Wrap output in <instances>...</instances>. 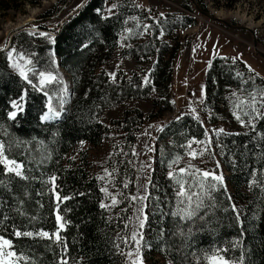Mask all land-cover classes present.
Wrapping results in <instances>:
<instances>
[{
    "label": "trees",
    "instance_id": "trees-1",
    "mask_svg": "<svg viewBox=\"0 0 264 264\" xmlns=\"http://www.w3.org/2000/svg\"><path fill=\"white\" fill-rule=\"evenodd\" d=\"M13 1L0 0V8ZM196 23L185 12L161 14L136 0H85L53 28L52 49L72 76L71 103L54 121L41 120L45 96L12 72L0 52V144L6 160L22 165L18 176L0 157V237L10 241L19 264H62L61 257L66 264H123L133 147L145 122L171 110L183 45L178 31ZM117 58L132 60V71L117 69L111 76L106 68ZM22 94V110L11 118L10 103ZM231 94L236 116L226 110ZM150 96L149 112L129 105ZM118 104H125L120 116L104 123L103 112ZM200 113L204 120L191 113L165 120L154 139L141 231L144 261L208 264L210 255H219L264 264V79L238 59L214 58ZM203 121L212 127L204 155L215 163L209 166L202 158L188 161L190 142L206 138ZM82 141L107 149L93 162L85 151L73 161L69 152ZM220 175L222 183L212 179ZM181 185L202 201L191 218L185 216L188 202L178 196ZM55 213L64 225L59 240L52 236Z\"/></svg>",
    "mask_w": 264,
    "mask_h": 264
},
{
    "label": "rangeland",
    "instance_id": "rangeland-1",
    "mask_svg": "<svg viewBox=\"0 0 264 264\" xmlns=\"http://www.w3.org/2000/svg\"><path fill=\"white\" fill-rule=\"evenodd\" d=\"M85 0H17L11 3L12 7L2 10L0 8V52H4L8 68L19 75L25 82L27 80L20 75L23 69L32 80L29 84L32 88L45 96V109L41 115L43 121H52L60 118L71 103L72 76L59 64L55 55L53 44V28L58 26L64 18L74 12ZM139 4L157 10L185 12L196 18V25L178 31V41L183 45L175 61L173 80L171 81V110L163 112L152 121L145 122L140 129L133 147L134 165L136 169L135 182L131 194V209L129 214V232L126 236L125 260L123 264H146L142 255V227L145 222V199L148 190V181L153 167L154 139L165 120L175 118L180 114L191 113L204 120L200 113L206 97V80L211 63L216 57H229L242 61L254 74L264 79V0H136ZM7 6L6 1L3 7ZM189 7V9H187ZM43 33L44 35H40ZM31 59L38 71L51 72L59 83L53 81L42 86L39 85V76L28 72L27 61ZM112 61V62H111ZM106 69L111 76L117 69L130 73L134 62L129 59L117 58L111 60ZM17 65V66H14ZM173 82V83H172ZM37 85V86H33ZM47 93V95H45ZM174 95V96H173ZM154 96V94H153ZM137 99L129 102L144 112L152 110V98ZM21 97L23 100L21 101ZM25 95L13 100L11 111L18 113L24 103ZM49 97L51 104L61 115L55 119L45 120L44 114L48 111ZM236 98L229 95L227 112L234 114L237 104L231 100ZM13 102L19 108L13 106ZM201 106L193 107L192 103ZM237 103V102H236ZM233 105V106H232ZM125 104H118L106 109L101 120L107 123L110 118L119 117ZM9 113V116H10ZM11 117V116H10ZM13 118V117H11ZM207 135L202 141L192 142L188 161L196 164L203 160L208 166L214 161L205 157V150L209 146L208 129L212 128L203 121ZM220 124L217 128H221ZM106 144L92 146L88 142L77 143L69 152L68 157L78 162L81 151H85L88 160L93 162L105 153ZM195 153V155H193ZM5 160L8 169L15 167ZM17 165V164H16ZM54 177L48 181L53 191L55 200L58 194L54 189ZM56 217V231L52 236L63 230L61 219ZM60 217V216H59ZM63 225V227H61ZM135 234V238H134ZM0 237V247L4 253L0 255V261L4 264H19L16 255L9 245H4ZM63 253H61L62 255ZM61 261L64 258L61 257ZM239 264L228 261L219 255H210L208 264Z\"/></svg>",
    "mask_w": 264,
    "mask_h": 264
},
{
    "label": "snow or ice",
    "instance_id": "snow-or-ice-1",
    "mask_svg": "<svg viewBox=\"0 0 264 264\" xmlns=\"http://www.w3.org/2000/svg\"><path fill=\"white\" fill-rule=\"evenodd\" d=\"M40 35H44L43 33H40ZM27 64L30 66L28 67V72L32 73L34 76L37 75L39 76V85L42 86L46 83H51L53 81L59 83V81L57 80V78L55 76L52 75L51 72H44V71H38L35 66L33 65V62L31 59H29L27 61ZM17 66V65H14ZM20 75L23 76V78L25 80L28 81L29 84H32V80L29 79L28 74L21 69L20 71ZM33 86H37V85H33ZM45 95H47V93H45ZM51 97H49V104H48V111L44 114L43 119L45 120H50V119H55L57 117H59L61 115V112L56 110L55 107H53V105L51 104ZM23 100V97H21V101ZM255 101V97H253V102ZM13 106L19 108V105L16 102H13ZM22 110V109H21ZM17 115V113L14 111L12 113H10L11 117H15ZM180 117H177V119H179ZM237 119H239V117H237ZM241 123H243V121H241ZM219 132H223V129L218 130ZM189 146H191V142L189 144ZM193 155H195V153H193ZM0 157H3L5 160L7 159V157H4V151H3V145L0 144ZM179 159V158H177ZM175 162V161H174ZM8 163L15 165V167L10 168L9 171H15L16 175H22V172L20 171V168L22 167V165H16L15 161H8ZM181 171H184V169H181ZM170 176H172V173H169ZM210 174L208 172L203 173L204 177H208ZM54 179V178H53ZM212 179L215 181H220L222 183L223 181V176H212ZM178 196H182L184 197V199L188 202V209L185 210V216L187 218H191L193 215H195V211L196 208H199L200 206H202V201L200 200V196L197 193L194 192H186L184 191L183 185H181V191L178 192ZM193 197H196V202L193 200ZM183 202V201H182ZM115 203V201H114ZM193 203H195V208L192 207ZM102 207H104V205H102ZM57 219H61V217L57 216ZM61 227H63V225H61ZM17 236H32L33 233L30 232H25V233H21V232H16L15 233ZM38 235L40 236H44V237H48L49 234L47 232H41L38 233ZM56 238L59 239V234H56ZM134 238H135V234H134ZM3 244L4 245H9L10 246V241L8 240H3ZM5 254L4 250L2 247H0V255ZM10 255H15V253H10ZM0 264H4L3 261H0ZM62 264H66V261H62ZM223 264H227L226 261L223 262Z\"/></svg>",
    "mask_w": 264,
    "mask_h": 264
},
{
    "label": "built area",
    "instance_id": "built-area-1",
    "mask_svg": "<svg viewBox=\"0 0 264 264\" xmlns=\"http://www.w3.org/2000/svg\"><path fill=\"white\" fill-rule=\"evenodd\" d=\"M192 106H193V107L195 106V107H198V108H199V107L201 106V104L193 102V103H192Z\"/></svg>",
    "mask_w": 264,
    "mask_h": 264
},
{
    "label": "water",
    "instance_id": "water-1",
    "mask_svg": "<svg viewBox=\"0 0 264 264\" xmlns=\"http://www.w3.org/2000/svg\"><path fill=\"white\" fill-rule=\"evenodd\" d=\"M261 54H262V56H264V53L261 52Z\"/></svg>",
    "mask_w": 264,
    "mask_h": 264
},
{
    "label": "bare ground",
    "instance_id": "bare-ground-1",
    "mask_svg": "<svg viewBox=\"0 0 264 264\" xmlns=\"http://www.w3.org/2000/svg\"><path fill=\"white\" fill-rule=\"evenodd\" d=\"M55 214H58V213H55Z\"/></svg>",
    "mask_w": 264,
    "mask_h": 264
}]
</instances>
